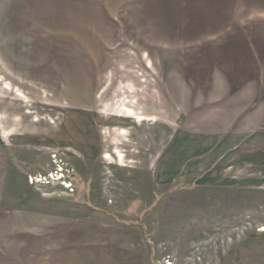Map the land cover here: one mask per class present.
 Segmentation results:
<instances>
[{
  "label": "rangeland",
  "instance_id": "1",
  "mask_svg": "<svg viewBox=\"0 0 264 264\" xmlns=\"http://www.w3.org/2000/svg\"><path fill=\"white\" fill-rule=\"evenodd\" d=\"M39 204L121 262L264 264V0H0V234Z\"/></svg>",
  "mask_w": 264,
  "mask_h": 264
},
{
  "label": "crops",
  "instance_id": "2",
  "mask_svg": "<svg viewBox=\"0 0 264 264\" xmlns=\"http://www.w3.org/2000/svg\"><path fill=\"white\" fill-rule=\"evenodd\" d=\"M29 207L14 209L12 218L2 220L7 229L0 234V259L7 264H142L144 260L143 239L127 237L142 256L140 262L120 261L118 236L113 233L111 215L104 210L97 223L94 210L79 218L61 207Z\"/></svg>",
  "mask_w": 264,
  "mask_h": 264
},
{
  "label": "built area",
  "instance_id": "3",
  "mask_svg": "<svg viewBox=\"0 0 264 264\" xmlns=\"http://www.w3.org/2000/svg\"><path fill=\"white\" fill-rule=\"evenodd\" d=\"M72 173L73 172L70 170V168L65 166L63 161H61V164H59L55 173L53 171H51L48 174V177L53 178L54 180H59L61 182V184L65 187L67 192L73 194L75 192V187H74V183L72 181V176H73ZM44 177H46V176H44ZM39 181L41 182L42 180H39Z\"/></svg>",
  "mask_w": 264,
  "mask_h": 264
},
{
  "label": "bare ground",
  "instance_id": "4",
  "mask_svg": "<svg viewBox=\"0 0 264 264\" xmlns=\"http://www.w3.org/2000/svg\"><path fill=\"white\" fill-rule=\"evenodd\" d=\"M124 110H125L126 116L136 117V113H135L134 109L132 108V106L125 105ZM170 264H173V263H170Z\"/></svg>",
  "mask_w": 264,
  "mask_h": 264
}]
</instances>
